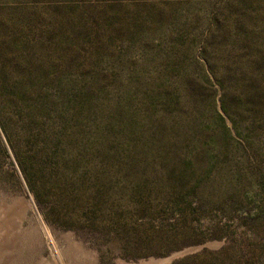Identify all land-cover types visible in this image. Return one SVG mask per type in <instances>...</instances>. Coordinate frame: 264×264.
Returning a JSON list of instances; mask_svg holds the SVG:
<instances>
[{
	"label": "rangeland",
	"instance_id": "rangeland-1",
	"mask_svg": "<svg viewBox=\"0 0 264 264\" xmlns=\"http://www.w3.org/2000/svg\"><path fill=\"white\" fill-rule=\"evenodd\" d=\"M264 264V0H0V264Z\"/></svg>",
	"mask_w": 264,
	"mask_h": 264
},
{
	"label": "water",
	"instance_id": "water-1",
	"mask_svg": "<svg viewBox=\"0 0 264 264\" xmlns=\"http://www.w3.org/2000/svg\"><path fill=\"white\" fill-rule=\"evenodd\" d=\"M199 248H187V249H182L180 251L171 253L165 258L162 259H157V260H149L147 262H139L137 264H170L174 260L179 259L181 257H184L186 255L192 254L195 251H197Z\"/></svg>",
	"mask_w": 264,
	"mask_h": 264
}]
</instances>
